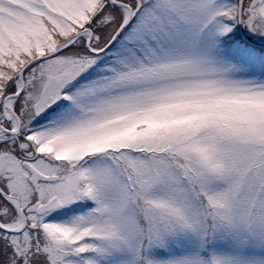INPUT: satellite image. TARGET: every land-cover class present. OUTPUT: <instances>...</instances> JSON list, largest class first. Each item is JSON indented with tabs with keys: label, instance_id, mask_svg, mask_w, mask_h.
Listing matches in <instances>:
<instances>
[{
	"label": "snow or ice",
	"instance_id": "snow-or-ice-1",
	"mask_svg": "<svg viewBox=\"0 0 264 264\" xmlns=\"http://www.w3.org/2000/svg\"><path fill=\"white\" fill-rule=\"evenodd\" d=\"M0 264H264V0H0Z\"/></svg>",
	"mask_w": 264,
	"mask_h": 264
}]
</instances>
